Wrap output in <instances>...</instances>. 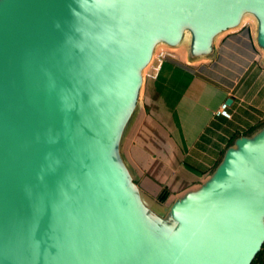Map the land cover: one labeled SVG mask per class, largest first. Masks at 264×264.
I'll return each instance as SVG.
<instances>
[{"label":"water","instance_id":"water-1","mask_svg":"<svg viewBox=\"0 0 264 264\" xmlns=\"http://www.w3.org/2000/svg\"><path fill=\"white\" fill-rule=\"evenodd\" d=\"M247 20L264 64V0H0V264H251L264 124L173 190L143 104L161 51L211 59Z\"/></svg>","mask_w":264,"mask_h":264},{"label":"crops","instance_id":"crops-1","mask_svg":"<svg viewBox=\"0 0 264 264\" xmlns=\"http://www.w3.org/2000/svg\"><path fill=\"white\" fill-rule=\"evenodd\" d=\"M253 28L247 20L219 36L214 56L205 61L188 62L182 49L163 50L160 69L152 68L145 80L146 114L164 129L173 149L166 176L173 190L198 183L237 134L264 124V64ZM222 102L228 117L215 115Z\"/></svg>","mask_w":264,"mask_h":264},{"label":"trees","instance_id":"trees-1","mask_svg":"<svg viewBox=\"0 0 264 264\" xmlns=\"http://www.w3.org/2000/svg\"><path fill=\"white\" fill-rule=\"evenodd\" d=\"M263 123L259 124L258 126L262 125ZM258 126H255L253 129L249 130L248 132L244 133V134H249L251 133L256 127ZM239 134H237L236 136H238ZM235 136V137H236ZM234 139V138H233ZM233 139L229 142V145L232 143ZM228 145V146H229ZM168 195V192L166 190H163L161 192V194L159 195V200L160 201H163L166 196ZM251 264H264V242L260 248V250L258 251V253L255 255L254 259L252 260Z\"/></svg>","mask_w":264,"mask_h":264},{"label":"built area","instance_id":"built-area-1","mask_svg":"<svg viewBox=\"0 0 264 264\" xmlns=\"http://www.w3.org/2000/svg\"><path fill=\"white\" fill-rule=\"evenodd\" d=\"M164 57V52H160L156 57V63L153 68H156V71L160 69L161 62L160 60ZM215 115L218 117H228V104L226 102H222L215 111Z\"/></svg>","mask_w":264,"mask_h":264},{"label":"rangeland","instance_id":"rangeland-1","mask_svg":"<svg viewBox=\"0 0 264 264\" xmlns=\"http://www.w3.org/2000/svg\"><path fill=\"white\" fill-rule=\"evenodd\" d=\"M164 190H166V189H164ZM167 191V190H166ZM159 198V196L157 197V199ZM159 200V199H158ZM160 201V200H159Z\"/></svg>","mask_w":264,"mask_h":264}]
</instances>
